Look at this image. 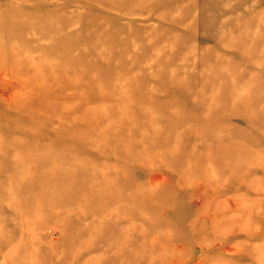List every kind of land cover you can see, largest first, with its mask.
Here are the masks:
<instances>
[{"label":"rangeland","instance_id":"374dc122","mask_svg":"<svg viewBox=\"0 0 264 264\" xmlns=\"http://www.w3.org/2000/svg\"><path fill=\"white\" fill-rule=\"evenodd\" d=\"M260 85L264 0H0V264H264Z\"/></svg>","mask_w":264,"mask_h":264},{"label":"bare ground","instance_id":"6f19581e","mask_svg":"<svg viewBox=\"0 0 264 264\" xmlns=\"http://www.w3.org/2000/svg\"><path fill=\"white\" fill-rule=\"evenodd\" d=\"M260 89L264 90L262 85H260ZM250 91H252V90H250ZM258 92H259V90L256 91L255 94H257ZM261 94H262V96H264L263 93H261ZM261 94H259V95H261ZM245 99H246L245 97H236V98H234V101L232 102V104L234 105V107L241 108L238 110L248 109L249 111H252V112L257 111L256 113H258L257 117L259 118V120L264 121V107L261 108L262 103H264V97L263 98L259 97V98H257V100L252 101V102L246 101ZM249 115H250V113H249ZM233 139H235V140H233ZM246 140H248V141H246ZM248 142L252 143L253 139L251 141V139L245 138L243 136H239L237 134H233L232 135V141L228 143V146H224V148H219L218 151L216 152L215 155L224 159L226 164H231V165L234 164L235 167L232 169L230 175H234V174L241 175L242 172L243 173L245 171L247 172V162H248V158H250L251 154L253 156H255V155L264 156V153H262L260 151L254 153L255 151H250L247 148L246 149L243 148L241 150L240 148L245 146V145H242V143L247 144ZM237 143H240V144H237ZM257 158H259V156ZM246 176H248L247 173H246V175H244V178H246ZM247 181H251V180L247 179Z\"/></svg>","mask_w":264,"mask_h":264}]
</instances>
